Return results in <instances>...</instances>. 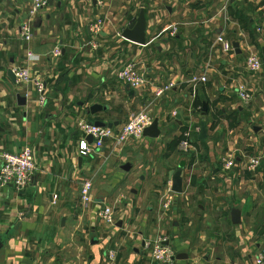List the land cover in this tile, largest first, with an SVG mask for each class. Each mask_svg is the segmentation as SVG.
Instances as JSON below:
<instances>
[{
	"label": "crops",
	"instance_id": "crops-1",
	"mask_svg": "<svg viewBox=\"0 0 264 264\" xmlns=\"http://www.w3.org/2000/svg\"><path fill=\"white\" fill-rule=\"evenodd\" d=\"M28 10L26 3L0 0V167L3 153H18L25 147L33 149L37 165L27 190L18 192L13 186L0 190V238L4 242L0 264H109V251L117 253L116 264L119 257V264H156L143 245L151 237H120L121 232L135 226L128 218L136 206L134 202L125 204V217L108 226L98 217L106 206L105 195L97 197L93 191L98 199L94 197V204L79 200V182L89 173L95 181L99 173V186L107 195L113 194L124 175L110 160L116 152L140 140L120 147L107 142L105 148L83 157L78 149L82 139L79 122L117 123L113 128L120 129L134 114L152 109L159 126L170 119L174 122L171 128L186 131L198 122L199 98L203 99L201 107L208 105L209 99L216 101V108L222 112L217 132L223 140L208 138L214 109L205 116L202 110L199 118L207 123V138L199 141L198 137V144H207L205 155L211 157L209 161L215 162L216 154L221 160L220 168L216 167L207 180H220L221 186H229L207 189L201 182L204 174L197 175L193 162L199 156L196 146L182 141L189 144L188 151L181 150L182 143L179 146L185 154L178 167L183 168V194L172 192L173 172L166 183L177 198L170 195L169 210L183 224L178 228L175 224L178 232H174L173 239L163 235L153 239L163 237L176 255L188 256L173 264H214L217 252L221 253L217 264H239L241 258L254 264L264 240L256 242L254 248V244H236L234 235L229 237L223 228L242 227L243 210L251 199L250 190L244 197L242 191L233 189L239 182L238 178L233 183L239 177L234 170L243 167L250 154H258L264 173V66L251 72L246 64L250 56L264 58V0H60L39 12L31 42L23 40L20 31ZM141 11L147 17L144 46L122 37ZM99 21L103 25L95 37L91 28ZM174 29L178 31L176 36L171 35ZM218 35L232 46L239 43L241 54H236L234 47L232 53H224L216 44ZM56 47L62 51L58 58L52 56ZM130 62L141 66L149 81L146 89L133 90L118 80V72ZM19 67H29L32 77L44 84V105L33 83L21 84L17 79L14 83L10 78L9 71ZM202 74H207V82H191ZM167 84H173V89L156 98L155 89ZM241 87L251 95V101L241 99ZM19 95L26 98V106H19ZM94 105L107 109L92 115ZM144 105L149 108H141ZM161 138L141 140L157 142ZM230 160L235 166L229 178L224 167ZM126 165L131 167L128 171ZM133 169L130 163L121 166L126 175ZM245 170L251 173L247 167ZM143 181L141 178L139 184ZM129 188L136 196V189ZM233 208L241 211L240 225L232 223ZM203 226L206 232L200 236V246L176 236L183 230L195 233ZM201 251L208 255L199 257Z\"/></svg>",
	"mask_w": 264,
	"mask_h": 264
},
{
	"label": "rangeland",
	"instance_id": "rangeland-1",
	"mask_svg": "<svg viewBox=\"0 0 264 264\" xmlns=\"http://www.w3.org/2000/svg\"><path fill=\"white\" fill-rule=\"evenodd\" d=\"M30 55L31 54H29V56ZM139 67L141 68L140 65ZM202 102H203L202 98H199L196 101L198 122L195 123L193 126H189L188 130L177 132L175 129L171 128L172 126L174 127L173 120L167 119L159 126L162 135L161 140L157 142H148V141L140 140L138 142H134L133 145L124 147L121 152L120 151L116 152L114 157L110 160V164L115 162L116 170H118L120 174L124 175V178L115 188L113 194L107 195L105 189L102 186H99V183L102 178L99 175V173L95 174L98 176V180L96 179L97 181H95V177L89 173L88 175L84 176L83 179L79 182L78 188L79 191H81L80 189L82 188V183L88 180L91 181L93 185H95V189H93L94 194L97 193V197L105 195L106 197L105 200H107L105 202L106 206H110L114 210L115 219L117 220L125 217L123 215V209L125 208V204L127 203L132 204L133 202L135 203L136 206H134V210L128 216L129 222L132 224L135 223V226L132 228V230H130L132 231L131 233L130 231L121 232L120 234L121 238H129V237L131 238L134 236V238L137 239L140 236H145L144 238L151 237L150 239H153V237L156 238V236L158 235L161 236L163 235L168 239L170 238L173 239L175 237V236L173 237L174 232L176 231L178 232V230L174 228L176 227L178 228L179 226H182L183 221L178 218H175L174 212H171L169 208L168 209L165 208L167 200H171L170 195L174 196L173 197L174 200H177L176 196L172 195V193L169 192L168 190L169 186L166 183L167 182L166 179L169 178V174L171 172H175L176 170H178L181 159L185 155L182 153V151L180 152L179 149V146L182 143V141H188L190 144L192 143L193 146H196L199 156L193 162L196 163V167L198 169L197 175L204 174L202 175L203 178L201 182L206 183L205 185H207V189H215L217 187L220 189H228L227 187L229 185L227 186V184H223L221 186L220 180H218L219 182L207 180L208 177L212 175V172L216 169V167L220 168L219 164L221 160L219 156L216 154V159L214 156L215 162L214 161L212 162V160L209 161L208 158L211 159V157L205 155V150H206L205 145L207 144L203 146L198 144L199 143L198 137L200 135V124H201V120H199V118H201L202 110H203V107H201ZM145 107L146 106L144 105L141 108H145ZM216 107H218V103L216 101L214 102L208 99V105H207L208 110L206 113L209 114L210 111L214 109L213 121L210 120L212 121L213 126L210 128V131H208V138H210L213 141L223 140V136L219 134L220 132H217V128H218L217 126L221 122L222 112L220 109L218 110V108ZM130 111L132 112V109H129V112ZM149 113L154 121L155 115L152 114V109L150 110ZM233 119L235 118L233 117ZM234 124H236V120L234 121ZM246 124L245 125L243 124L244 127L247 126ZM252 155L253 154H250L248 157L251 158ZM258 156L259 155L257 154L254 157H258ZM247 161L244 163L243 167L238 168L240 173L237 168L235 170L234 168H232L229 172L226 171L228 172L229 178L232 176V172L234 171L235 172L237 171L235 176L239 175V177H237L233 181V183H235L236 180L239 178L238 179L239 182H236L235 185H233V189L235 187V189H239V191H242L243 196L246 193V191L250 190L249 195L251 199H248V206H246L245 209L243 210L244 224L242 225L241 228L231 229L230 227L226 226L223 228V231L229 237H232L234 235V237L232 238L233 239L236 238L235 240V242H237L236 244L243 242V246L249 245V247L252 246V244H254L252 246L254 248L256 242L259 241L262 242L264 240V173L262 172L263 171L262 165L257 171L258 173L259 172L262 173L260 174L257 173L256 176H252V174L255 173L252 171H251L252 174L246 173L245 169L247 167ZM126 163H130L134 166L133 169L134 171H131L129 175L123 174L121 171V166ZM141 178H143L144 181L140 185L139 183ZM129 187H133L132 189H136L137 191L136 196H133V192L132 190H130ZM190 189H193V187H191ZM94 194L92 193L93 201L95 197ZM79 197L80 194L78 195V198ZM79 200L81 201V197L79 198ZM195 204L196 201L191 202L192 206ZM149 209H151V211ZM186 218H190V217H186ZM255 227L258 228L257 231H255ZM205 232H206V227L203 226L202 228H198V230L195 233L189 230H183L182 233L176 236L182 241L192 242L191 243L192 245L200 246L203 244V240L200 239V236ZM250 254L254 256V254L251 253V251ZM204 255H208V254H205L204 251H201L199 257ZM220 255H221L220 252L215 253L213 259L214 264H217L216 258ZM119 261H120V257H119ZM119 261L117 264H119ZM248 263L249 262L246 258L239 259V264H248ZM147 264H153V263L148 262Z\"/></svg>",
	"mask_w": 264,
	"mask_h": 264
},
{
	"label": "built area",
	"instance_id": "built-area-1",
	"mask_svg": "<svg viewBox=\"0 0 264 264\" xmlns=\"http://www.w3.org/2000/svg\"><path fill=\"white\" fill-rule=\"evenodd\" d=\"M28 4L29 10L26 19L21 23L20 31L21 37L27 42L33 39L34 21L39 12L47 8L50 3H55L60 0H17ZM167 2H174L176 0H165ZM240 1V0H238ZM103 22L99 21L91 28L92 34L97 37L101 33ZM177 29L171 33L176 36ZM216 44L222 48L224 53H232L234 51L231 42L225 39L223 35H218ZM97 47L95 44L93 45ZM62 55L61 48L56 47L52 56L58 58ZM31 56V55H30ZM248 70L251 72H258L264 66V61L259 56H250L246 62ZM16 79L21 84L33 83L40 95V103L44 105V84L39 80L32 77L29 67H19L14 69ZM118 80L130 87L133 90H143L149 86V81L143 72L142 68L135 62L128 63L121 71L118 72ZM192 83H205L207 82V74H202L198 77L191 79ZM173 84H167L163 87H158L154 91L156 98H161L167 91L172 90ZM239 96L245 102L252 100V97L247 93L244 87L239 89ZM153 123V118L147 110H141L134 114L132 118L120 129L98 127L95 123L85 120L79 122V129L82 134V139L78 143V149L83 157H89L93 153L105 148L107 142H111L115 147L123 146L132 140H141L144 138L145 130ZM261 132L264 137V119L261 125ZM89 137L92 142H89ZM188 142H183L181 145L182 151H188ZM3 164L0 167V190L13 186L18 192L27 190L30 186L31 180L37 171L34 151L31 147H25L18 153L5 152L1 155ZM262 165L260 157H253L247 162V169L252 172H257ZM235 166V161L230 160L225 163L224 170L230 171ZM93 183L85 181L81 188V199L88 205L93 202ZM56 199V197H55ZM172 205V199L167 200L165 208L168 209ZM98 217L108 226L116 224L115 213L111 207L105 206L98 214ZM167 240L164 238L144 240V250L150 253L152 261L156 264H173L175 252L167 245ZM109 264H116L117 253L109 251L108 253ZM254 264H264V247L258 251L254 259Z\"/></svg>",
	"mask_w": 264,
	"mask_h": 264
},
{
	"label": "water",
	"instance_id": "water-1",
	"mask_svg": "<svg viewBox=\"0 0 264 264\" xmlns=\"http://www.w3.org/2000/svg\"><path fill=\"white\" fill-rule=\"evenodd\" d=\"M146 31H147V17L144 11H141L139 17L134 21L129 28H127L123 34L122 37L134 44L144 46L146 44ZM233 47L235 49L236 54H241V51L239 49V43H234ZM263 57H264V49H263ZM264 61V58H263ZM9 76L12 79L14 83H16V77L13 73V71H9ZM18 104L19 106H26L27 100L24 97H21L20 95L17 96ZM107 108L102 107L101 105H94L91 107V114L96 115L97 113L101 112L102 110H106ZM207 104L204 103L203 107V115H206L207 112ZM95 125L98 127H108L113 128L116 127L118 124L115 123H104L102 121H96ZM161 135V130L159 128V120H154L152 125L148 127L144 132L145 138L150 139H158ZM207 138V123L205 120L201 123V132L199 135V141H204ZM89 142H92V138L89 137ZM131 167L130 165H126L124 167L125 170H129ZM171 182H172V192L175 194H183L184 189V181H183V168L180 167L177 171L171 173ZM231 219L233 225H240L242 223L241 220V211L237 208H233L231 210ZM4 247V242L2 238H0V252ZM188 256L186 254H179L176 255L174 260H187Z\"/></svg>",
	"mask_w": 264,
	"mask_h": 264
},
{
	"label": "trees",
	"instance_id": "trees-1",
	"mask_svg": "<svg viewBox=\"0 0 264 264\" xmlns=\"http://www.w3.org/2000/svg\"><path fill=\"white\" fill-rule=\"evenodd\" d=\"M240 20L242 21L243 19L242 18H240ZM203 105V104H202Z\"/></svg>",
	"mask_w": 264,
	"mask_h": 264
}]
</instances>
